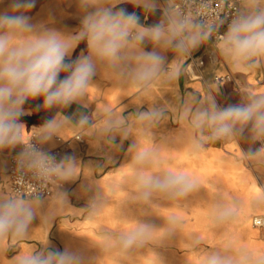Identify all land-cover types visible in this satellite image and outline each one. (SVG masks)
<instances>
[{
  "label": "clouds",
  "instance_id": "9594fccd",
  "mask_svg": "<svg viewBox=\"0 0 264 264\" xmlns=\"http://www.w3.org/2000/svg\"><path fill=\"white\" fill-rule=\"evenodd\" d=\"M190 2L198 11H184L175 0H167V6L160 0H79V27L73 34H65L45 22L34 21L29 13L36 0H11L8 8L0 11V151L22 146L15 157L19 170L44 181L69 182L77 174L75 157L66 154L58 159L43 146L61 135L71 118H47L29 132L23 122V117L31 115L24 108L26 103L41 99L42 104L35 105L36 111L67 109L87 96L98 72L123 75L137 91L159 82L171 83L181 75L180 61L213 38V55L234 69H253L264 64V0H242L241 7L230 18L212 15L206 0ZM125 3L141 8L145 16L159 9L161 18L145 25L135 12L117 7ZM225 24L226 30L221 34ZM81 42H86L87 54L82 50L73 59L72 54ZM149 45L151 50H146ZM168 53L176 59L169 62ZM192 103L182 106L181 117L189 119L195 130L206 129L209 139L248 133L251 139L264 141V93L245 95L238 103L224 107L211 98L206 105L193 108ZM161 115L153 109L141 113L139 119L155 121ZM90 126L89 115L81 112L75 127L83 130ZM99 131L113 144L117 134H127L121 120L110 111ZM200 146L199 141H193V151ZM261 153L253 151L250 155ZM132 181V198L144 203H151L157 196L178 200L198 187L197 179L186 172L161 169L155 150L150 148L137 149ZM67 195L59 193L62 200ZM42 200L41 195L0 196V246L28 234ZM257 203L264 206V201ZM239 210L240 202L236 199L218 202L209 207L207 217L214 226L223 225L234 221ZM177 224V218L171 217L169 226L161 230L159 241L173 235ZM154 233L152 224L137 223L111 238L109 247L121 251L143 247L153 241ZM13 264H87V257L80 250H60L49 245L40 251L24 252ZM200 264H264V254L225 246L207 251Z\"/></svg>",
  "mask_w": 264,
  "mask_h": 264
},
{
  "label": "crops",
  "instance_id": "0c3cea01",
  "mask_svg": "<svg viewBox=\"0 0 264 264\" xmlns=\"http://www.w3.org/2000/svg\"><path fill=\"white\" fill-rule=\"evenodd\" d=\"M10 2L3 0L0 11L6 10ZM117 7L135 12L145 25L158 22L162 15L158 9L145 16L141 8L130 3ZM29 15L35 22H45L65 34H73L82 18L79 0H36ZM82 50L87 54L86 42L79 44L72 58ZM146 50H151V45ZM214 50L215 44L209 41L192 53L205 62L201 79L186 77L185 58L180 61L181 75L175 81L159 82L147 90L137 91L123 75L98 72L87 96L67 109L36 111L35 105L42 104L41 99L26 103L24 108L31 115L23 117V122L29 132L47 118H71V123L56 137L71 139L81 134L82 142L72 140L59 157L73 155L77 174L69 182L51 181L28 234L0 246V264H13L24 252L40 251L49 245L60 250H80L86 255L87 264H200L207 251L225 246L264 254V226L252 224L255 216L264 217V206L257 203L264 201L260 186V181L264 183V153L259 141L251 139L248 133L209 139L206 129L195 130L189 119L181 117L182 106L189 101H194L190 104L194 108L206 105L211 98L224 107L238 103L245 95L264 93V64L237 70L218 56L213 61ZM167 55L169 62L176 59L172 53ZM226 74L232 79L220 85L214 82L215 77ZM153 109L162 113L160 118L139 119L141 113ZM109 111L121 120L127 133L117 134L115 144L99 131ZM81 112L89 115L92 125L83 130L75 127ZM56 137L44 146L54 147ZM194 140L201 145L195 151ZM20 147L0 151V196L10 195L8 156ZM139 148L155 150L161 169L186 172L197 179L198 187L178 200L157 196L151 203H144L133 199V158ZM253 151L261 154L251 156ZM62 192L68 193L63 200L59 196ZM233 199L240 202L237 218L214 226L207 217L209 207ZM171 217L177 218L176 230L159 241L161 230L169 226ZM137 223L154 226L153 241L123 251L109 247L111 238Z\"/></svg>",
  "mask_w": 264,
  "mask_h": 264
},
{
  "label": "built area",
  "instance_id": "2783aa9c",
  "mask_svg": "<svg viewBox=\"0 0 264 264\" xmlns=\"http://www.w3.org/2000/svg\"><path fill=\"white\" fill-rule=\"evenodd\" d=\"M242 0H206L208 4V11L212 15H221L225 17H231L241 7ZM161 4L167 6V0H160ZM177 7L181 8L184 11H198L196 5L191 4L190 0H175ZM227 24H225L221 29V34L226 30ZM213 44L216 43L215 38L210 40ZM214 53V51H213ZM212 53L211 59L215 61L217 56H214ZM204 60L202 57L197 55H190L186 58V63L184 66V73L189 80L201 79L203 76ZM232 76L226 74L224 76H217L214 79L216 84H222L224 81L231 80ZM56 145L52 148H45L52 151L57 158L59 159L63 150H65L71 143L72 140H77L82 142L81 134H76L71 139H62L56 137ZM261 149H264V141H259ZM22 146L17 152L11 153L8 156V164L6 174L8 177L9 193H20L23 196L30 197L33 195H41L45 198L50 190L51 180L44 181L40 178L34 176L32 173L27 171H21L18 169L16 163V155L21 151ZM260 186L264 191V183L260 181ZM253 226L262 227L264 226V217L255 216L252 219Z\"/></svg>",
  "mask_w": 264,
  "mask_h": 264
},
{
  "label": "rangeland",
  "instance_id": "374dc122",
  "mask_svg": "<svg viewBox=\"0 0 264 264\" xmlns=\"http://www.w3.org/2000/svg\"><path fill=\"white\" fill-rule=\"evenodd\" d=\"M262 189V188H261ZM259 191H260V189H259ZM243 203V202H242Z\"/></svg>",
  "mask_w": 264,
  "mask_h": 264
}]
</instances>
